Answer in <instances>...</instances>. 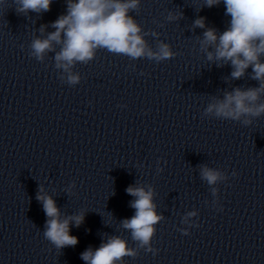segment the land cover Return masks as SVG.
Instances as JSON below:
<instances>
[{
	"label": "clouds",
	"instance_id": "1",
	"mask_svg": "<svg viewBox=\"0 0 264 264\" xmlns=\"http://www.w3.org/2000/svg\"><path fill=\"white\" fill-rule=\"evenodd\" d=\"M222 0H205L206 7L220 5ZM18 14L28 15L50 11L53 0H15ZM230 16L229 25L223 32L214 27L206 26V18L198 17L193 22V29H204L198 40L200 50L206 59L217 67L230 65L232 71L225 82L230 79H244L249 67L252 68L250 78L258 82V87L237 86L231 90L224 89L222 96L213 95L204 109L203 117H214L220 120H231L250 126L253 120L264 115V0H223ZM66 13L61 14L49 25H41L39 32L45 33L48 27L55 29L43 38L32 39L29 55L43 62L54 53V67L59 72L62 82L75 86L81 82V75L74 71L77 63L88 64L94 60L98 50L124 55L131 60L147 58L157 63L173 59L177 53L171 45L157 39L156 46L149 45L145 37H159L155 31H144L130 13L138 12L141 0H66ZM179 15L169 12L168 22L179 21ZM163 26V25H161ZM23 47V46H22ZM59 47V50H57ZM211 49V50H210ZM124 108L126 105H118ZM157 161V172H163ZM199 176L210 186L214 197L212 206L217 211H223L219 204V188L217 185L226 182L229 176L226 172L209 167L207 164L198 166ZM233 177L238 173L233 170ZM76 184L73 181L65 190L73 194ZM126 193L133 197L129 207L135 210L131 218L120 221V226L131 233V239L136 247H129L128 241L119 235L102 236V242L97 248L88 247L80 254L85 264H126L125 257L136 258L140 250L159 253L152 246L156 234V225L165 219L158 213L154 202L156 192L151 184L135 183L126 188ZM36 200L42 204L46 216L43 236L57 250L74 247L78 237L71 235V227L79 228L85 220V211L72 215H62L53 197L40 185ZM197 210L187 212L181 220L183 225L177 230L182 235H190L189 229L199 225L193 219L198 217Z\"/></svg>",
	"mask_w": 264,
	"mask_h": 264
}]
</instances>
